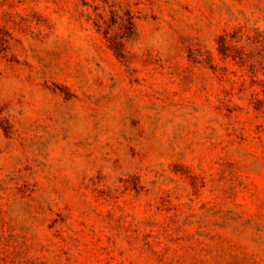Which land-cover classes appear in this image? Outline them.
Wrapping results in <instances>:
<instances>
[{
    "label": "rangeland",
    "instance_id": "1",
    "mask_svg": "<svg viewBox=\"0 0 264 264\" xmlns=\"http://www.w3.org/2000/svg\"><path fill=\"white\" fill-rule=\"evenodd\" d=\"M236 26L264 37V0H0V264H264Z\"/></svg>",
    "mask_w": 264,
    "mask_h": 264
},
{
    "label": "trees",
    "instance_id": "2",
    "mask_svg": "<svg viewBox=\"0 0 264 264\" xmlns=\"http://www.w3.org/2000/svg\"><path fill=\"white\" fill-rule=\"evenodd\" d=\"M244 26H236L232 29H225L216 37L217 49L224 61H231L236 67L233 72L238 76V80L245 81L249 74L259 73L264 75V37L256 31L254 35H248ZM111 40V38H109ZM229 40L235 44L229 43ZM244 42L243 46H251L253 51H244L239 42ZM113 42V43H112ZM115 41H111V48L116 54L122 57L121 48L115 47ZM250 97L251 95L248 94Z\"/></svg>",
    "mask_w": 264,
    "mask_h": 264
}]
</instances>
